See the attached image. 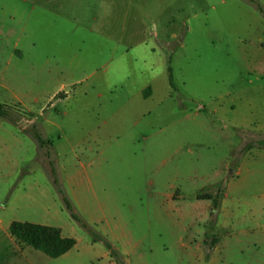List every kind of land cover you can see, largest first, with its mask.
Here are the masks:
<instances>
[{"label":"rangeland","instance_id":"1","mask_svg":"<svg viewBox=\"0 0 264 264\" xmlns=\"http://www.w3.org/2000/svg\"><path fill=\"white\" fill-rule=\"evenodd\" d=\"M256 5L264 11V0L49 9L39 0L21 45L0 35V104L19 119H0L18 138L16 171L0 172V219L61 228L76 240L68 259L36 252L38 263L106 264L97 249H107L85 224L122 264H236L239 231L251 225L252 205H264V149L242 152L264 137ZM222 183L227 203L210 222L211 208L194 204ZM91 244L99 248L89 253Z\"/></svg>","mask_w":264,"mask_h":264},{"label":"crops","instance_id":"2","mask_svg":"<svg viewBox=\"0 0 264 264\" xmlns=\"http://www.w3.org/2000/svg\"><path fill=\"white\" fill-rule=\"evenodd\" d=\"M37 1L39 0H0V35H7V38L13 39L11 45H21L22 36L27 31V25L29 20L34 17ZM44 2L45 9L50 8V3L59 2V3H69L70 2H83L84 0H42ZM87 2V1H86ZM104 9H108V4H103ZM75 18V17H74ZM77 21L80 19L78 13H76ZM8 19V22L6 21ZM95 19V18H93ZM76 20V19H75ZM12 58H10L11 60ZM150 87V86H147ZM143 97V94H142ZM144 98V97H143ZM147 99V98H145ZM100 130V128H97ZM103 136V135H102ZM18 141L17 135L14 134L12 130L0 123V172H4L6 169L7 177H10L14 174L17 168V164H14L13 161V147L14 143ZM11 146L10 149L6 152V164H3V155H4V145ZM103 147L106 145L105 138H102L101 141ZM10 150V151H9ZM242 168L239 167L235 172L232 173V177L238 176ZM216 177L219 178L220 174H216ZM228 196L226 193H223L221 202H220V211L223 210L227 203ZM202 205L204 208V213L207 208H211L209 200H198L196 198V203L194 205ZM252 223L247 229L239 231V237L236 241V248L238 250V255L236 259V264H264V205L262 202H258L252 205ZM206 217L200 220V224L206 221ZM12 222L8 224L4 223L3 219H0V264H40L38 263L36 257V251L30 246L19 243L14 237L11 236L9 232V226ZM197 222V221H196ZM217 226V225H216ZM220 227H223L224 224H220ZM55 228V227H54ZM60 230L63 237H68L67 234ZM76 241V240H75ZM97 244H91L88 248V252L91 253L92 250H95ZM75 246L68 251L63 256L56 258L57 262H62L70 257L72 250ZM101 252L100 259L104 260L106 264H115L110 256L108 250ZM228 254L225 255L224 260L227 258ZM229 257V256H228Z\"/></svg>","mask_w":264,"mask_h":264},{"label":"trees","instance_id":"3","mask_svg":"<svg viewBox=\"0 0 264 264\" xmlns=\"http://www.w3.org/2000/svg\"><path fill=\"white\" fill-rule=\"evenodd\" d=\"M251 3H254V0H250ZM256 9L259 11L260 14L264 16L263 9L259 6H255ZM169 72V83L170 86L173 87L172 82V73L171 69L168 68ZM149 96V91H147L143 97L147 98ZM0 119L6 120L13 125L19 124V119L12 117L11 107L0 104ZM35 139L41 146L44 145H51L50 141H45L38 133H34ZM253 148L264 149V137L259 138L258 140H254L251 142H247L244 144L242 148V152L246 153L252 150ZM223 196V183L215 185L212 189V193H205L204 195H199L197 197L198 200H209L211 201V213H210V222H214L220 208V202ZM66 207L68 210L72 212V208L70 203L64 199ZM72 218L76 221L79 219L71 213ZM213 217V219H211ZM84 228H87L90 233L92 234V242L93 243H101L110 253V256L118 263L122 264L119 261V256L117 251L113 248L110 242L105 239L103 236L98 235L91 231L85 224H82ZM9 232L12 237H14L19 243L25 244L30 246L36 251L43 253L44 255L48 256L49 258L56 259L68 251H70L76 244L74 238L63 237L59 229L40 225V224H33L27 222H12L9 226ZM216 240H205L203 241V246L211 247L216 244Z\"/></svg>","mask_w":264,"mask_h":264}]
</instances>
